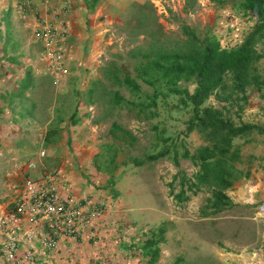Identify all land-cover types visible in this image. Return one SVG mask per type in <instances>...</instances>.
Returning a JSON list of instances; mask_svg holds the SVG:
<instances>
[{
    "label": "rangeland",
    "instance_id": "374dc122",
    "mask_svg": "<svg viewBox=\"0 0 264 264\" xmlns=\"http://www.w3.org/2000/svg\"><path fill=\"white\" fill-rule=\"evenodd\" d=\"M122 1L108 19L100 17L106 19L101 29L105 35L89 64L95 73L87 90L82 89L88 80L82 82L86 76L80 67L66 72V53L58 45L42 68H24L19 103L32 113L36 133L23 144L33 147L30 156L45 151L39 156L49 165L42 162L45 167L64 170L74 165L78 153H87L89 167L100 174L98 188L105 189L100 192L112 196L105 209L121 221L104 233L126 237L124 242L115 238L106 251L90 259L91 264H256L260 239L252 224L253 202L235 200L236 187L187 186L197 166L181 153L193 152L202 138L196 130L185 132L192 105L181 97L195 82L183 74L165 75L159 67L171 63L165 54L186 46L184 25L200 38H216L227 47L240 42L252 17L240 0ZM258 47L264 52V37ZM256 72V82L245 87L246 100L238 102L241 107L218 102L215 94L205 103L230 107L235 122L264 124V56ZM60 81L74 90H54L52 83ZM254 100L263 101L261 109L248 110L247 103ZM113 122L120 129L111 132ZM89 125L91 133L84 134ZM260 138L264 132L253 130L249 138L236 136L234 141L241 148ZM63 151L74 152L67 159ZM135 158L144 162L136 165ZM243 161L249 162V157L244 155Z\"/></svg>",
    "mask_w": 264,
    "mask_h": 264
},
{
    "label": "crops",
    "instance_id": "0c3cea01",
    "mask_svg": "<svg viewBox=\"0 0 264 264\" xmlns=\"http://www.w3.org/2000/svg\"><path fill=\"white\" fill-rule=\"evenodd\" d=\"M28 1L31 4V10L27 11L29 7L22 8L24 0H0V224L11 205L10 202L25 179L39 176L43 167L46 168L42 164L41 156L37 154L30 156L33 147L23 144V141L26 142L25 137H31L36 133L32 113L24 111L19 103L21 101L19 91L25 87L24 68L30 64L33 69L42 68L47 60L45 58L49 59L51 53H57L53 48L59 46L63 48V53H66L64 57L66 67H70L71 70L66 72L71 73L72 68L80 67L86 76L82 82L88 80L82 85L84 87L82 89L87 90L91 77L95 73L94 70L89 69V64L95 54L94 51L98 49V43L105 35L101 31L104 27L103 21L108 19L107 15L110 12L117 9L119 3L123 2L122 0ZM148 2L151 3V0ZM101 16L106 19H100ZM38 57L43 58V62L37 60L33 62ZM33 73H37L36 70H33ZM20 82H23L21 83L23 85H20ZM52 88L74 90L64 81L52 83ZM262 102V100L248 102V110L260 108ZM90 126L83 131L84 134L91 133ZM66 130L63 128L62 133ZM249 135L246 138H249ZM73 152L65 154L63 151V155L70 159ZM241 154L243 158L244 155L249 157L250 161L243 163L248 172L230 187H236L234 188L235 200L253 202V208H255L256 202L264 199V138L251 141L244 147L241 146ZM27 157L32 159L27 161ZM76 157V160H72L74 165L70 163L66 167V176L60 185L61 189L89 197L95 203L111 206L112 196L100 192L105 189L98 188L101 177L96 170L89 167L88 154L81 152ZM31 160H34L37 166H33ZM86 174H89L91 178H87ZM130 179L137 180L136 176H131ZM106 210L103 214H107V217L98 224L104 236V231L108 227H113L118 221L121 223L120 216H115V212L111 209ZM253 216L255 221L252 224L256 226V238L260 239L255 260L256 264H264V218L258 217L255 211ZM1 227L0 264H5L2 249L5 231ZM69 240H62L59 250L50 252L42 248L37 239H33L37 242L36 255L40 256L43 264H91L90 259L95 254V244L85 240L82 243H67ZM23 246L24 243H20L17 256L22 255ZM80 247L81 250H78Z\"/></svg>",
    "mask_w": 264,
    "mask_h": 264
},
{
    "label": "trees",
    "instance_id": "16d2710c",
    "mask_svg": "<svg viewBox=\"0 0 264 264\" xmlns=\"http://www.w3.org/2000/svg\"><path fill=\"white\" fill-rule=\"evenodd\" d=\"M241 6L252 17V22L243 31L241 40L235 46L223 47L216 38H200L186 25L183 30L187 35L184 49L164 56H169L171 63L163 67V74H183L195 82L192 91L184 89L182 100L192 105V112L188 118L185 132L196 130L202 143L191 152L184 149L182 158H188L197 169L188 178V187L207 185L217 190H224L234 184L240 177L247 174L243 166V156L240 146L234 137L247 136L253 130L264 132V124L254 122H235L230 115V107L239 105V100H246L245 87L256 82L258 73L256 63L264 56L258 47V42L264 37V0H240ZM237 92H243L241 96ZM215 94L218 102L226 100V105L205 103L210 95ZM120 129L118 123L113 122L110 131ZM122 130H124L122 128ZM127 132L126 130H124ZM159 154L149 155V159L157 158ZM140 165L144 160L135 158L133 161ZM118 233L102 238L96 232L90 238L95 244V258L105 246L112 241L124 240ZM133 241V240H132ZM124 242V241H123ZM104 249V250H103Z\"/></svg>",
    "mask_w": 264,
    "mask_h": 264
},
{
    "label": "built area",
    "instance_id": "2783aa9c",
    "mask_svg": "<svg viewBox=\"0 0 264 264\" xmlns=\"http://www.w3.org/2000/svg\"><path fill=\"white\" fill-rule=\"evenodd\" d=\"M26 7H29L27 11L31 10L28 0H24L22 8ZM39 155L43 157L45 151L41 150ZM65 176L66 172L59 166L46 167L39 176L27 177L20 186L1 219L5 231L2 241L5 264H43L36 255L37 242L33 239H37L42 248L53 252L59 250L64 239H71L67 243H82L96 234L104 203L98 204L89 197L63 191L60 185ZM254 211L258 217L264 218V199L256 202ZM20 243H24L23 253L17 256Z\"/></svg>",
    "mask_w": 264,
    "mask_h": 264
},
{
    "label": "clouds",
    "instance_id": "9594fccd",
    "mask_svg": "<svg viewBox=\"0 0 264 264\" xmlns=\"http://www.w3.org/2000/svg\"><path fill=\"white\" fill-rule=\"evenodd\" d=\"M39 156H40V155H39ZM44 156H45V155H44ZM44 156H43V157H44ZM41 157H42V156H41ZM64 171H65V170H64ZM104 205H106V204L104 203ZM104 211H105V208H104ZM104 211H103V213H104ZM103 213H102L101 219L97 222V231H96V232L99 233V234L102 236L103 239H105L106 235L104 236V235L101 233V231H100V229H99V226H98V224L103 220V217H104V216H103V215H104ZM104 234H105V233H104ZM92 239H93V238H90V239L88 240V242H89V243H92V242H91Z\"/></svg>",
    "mask_w": 264,
    "mask_h": 264
}]
</instances>
